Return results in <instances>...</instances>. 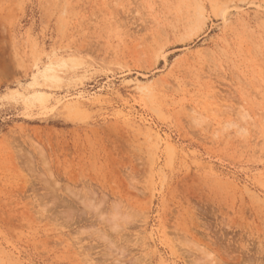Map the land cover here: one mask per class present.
Returning a JSON list of instances; mask_svg holds the SVG:
<instances>
[{"label": "rangeland", "instance_id": "374dc122", "mask_svg": "<svg viewBox=\"0 0 264 264\" xmlns=\"http://www.w3.org/2000/svg\"><path fill=\"white\" fill-rule=\"evenodd\" d=\"M0 264H264V0H0Z\"/></svg>", "mask_w": 264, "mask_h": 264}, {"label": "bare ground", "instance_id": "6f19581e", "mask_svg": "<svg viewBox=\"0 0 264 264\" xmlns=\"http://www.w3.org/2000/svg\"><path fill=\"white\" fill-rule=\"evenodd\" d=\"M42 154H43V153H42ZM46 165H47V164H46ZM47 167H48V166H47ZM47 167H46V168H47ZM48 171H49V170H48ZM50 174H51V173H50ZM53 180H54V179H53ZM46 183H47V182H46ZM55 183H56V182H55ZM56 184H57V183H56ZM48 185H49V184H48ZM58 187H59V186H58ZM66 188H67V187H66ZM67 189H68V188H67ZM67 191H68V190H67ZM68 193H69V192H68ZM70 193H71V190H70ZM70 193H69V194H70ZM72 193H73V192H72ZM66 194H67V193H66ZM71 195H72V194H71ZM82 201H83V200H82ZM87 204H89V205H88L89 207L92 206V205H90L91 203H87ZM84 206H85V204H84ZM99 211H100V210H99ZM115 212H116V211H115ZM112 214H113V215H111V217H112V216H113V217H114V216L118 217V216L116 215L117 213H116V214L112 213ZM99 215H100V213H99ZM111 217H110V218H111ZM116 217H115V219H117ZM110 218H109V221H110ZM113 219H114V218H113ZM118 219H119V218H118ZM107 220H108V219H107ZM111 220H112V219H111ZM115 221H117V220H115ZM110 223H111V221H110ZM113 223H114V222H113ZM107 224H108V222H107ZM114 224H115V223H114ZM113 226H114V225H113ZM111 227H112V226H111ZM114 227H115V226H114ZM114 227H113V228H114ZM108 228H109V227H108ZM114 229H115V228H114ZM114 229H113V230H114ZM110 230H111V229H110ZM115 230H116V229H115ZM115 230H114L113 232H116L118 229H117L116 231H115ZM111 231H112V230H111ZM119 251H120V250H119ZM121 253H122V252H121ZM121 253H118V254H121ZM118 254H117V255H118ZM205 254H208V253H205ZM207 256H210V255L208 254Z\"/></svg>", "mask_w": 264, "mask_h": 264}]
</instances>
